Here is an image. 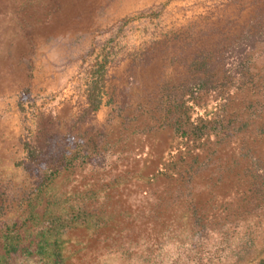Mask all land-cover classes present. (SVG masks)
<instances>
[{"label": "rangeland", "instance_id": "374dc122", "mask_svg": "<svg viewBox=\"0 0 264 264\" xmlns=\"http://www.w3.org/2000/svg\"><path fill=\"white\" fill-rule=\"evenodd\" d=\"M260 31L264 0H0V228L45 198L62 264H264Z\"/></svg>", "mask_w": 264, "mask_h": 264}, {"label": "trees", "instance_id": "16d2710c", "mask_svg": "<svg viewBox=\"0 0 264 264\" xmlns=\"http://www.w3.org/2000/svg\"><path fill=\"white\" fill-rule=\"evenodd\" d=\"M260 32L259 35L264 31ZM100 102L98 100L94 110L99 108ZM27 152L29 160L36 162L37 156L45 153L37 144L29 145ZM51 176H47L41 184ZM51 205L49 199L41 198L25 219L0 228V264H24L22 260L29 261L35 257L47 264H62L63 248L67 243L65 229L70 224Z\"/></svg>", "mask_w": 264, "mask_h": 264}]
</instances>
